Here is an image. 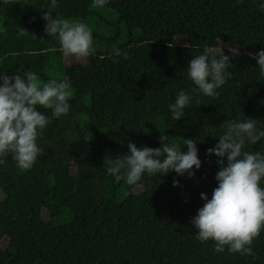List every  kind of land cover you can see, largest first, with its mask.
I'll use <instances>...</instances> for the list:
<instances>
[{"label":"trees","instance_id":"1","mask_svg":"<svg viewBox=\"0 0 264 264\" xmlns=\"http://www.w3.org/2000/svg\"><path fill=\"white\" fill-rule=\"evenodd\" d=\"M50 2L0 0V29H6L0 30V73L31 69L41 84L67 76L73 92L69 114L53 119L39 141L46 154L28 171L11 158L0 165V264H264V230L255 255L245 256L216 252L190 223L205 203L200 194L211 199L218 186V158L207 149L222 123L251 117L264 129V80L257 61L243 58L245 50L264 49V0H110L104 7L57 0L53 16L93 30L96 53L81 64L82 80L44 31ZM20 28L35 37L21 36ZM174 32L184 44L174 41ZM218 41L226 55L239 50L231 78L216 98L191 93L188 61L202 54L204 43ZM181 90L191 93L193 107L174 121L169 105ZM161 135L177 147L196 140L202 166L195 177L145 174L130 187L106 171L109 160L128 153L129 142L158 148ZM246 150L264 152V141ZM24 222L28 244L21 249Z\"/></svg>","mask_w":264,"mask_h":264},{"label":"clouds","instance_id":"2","mask_svg":"<svg viewBox=\"0 0 264 264\" xmlns=\"http://www.w3.org/2000/svg\"><path fill=\"white\" fill-rule=\"evenodd\" d=\"M5 4H15L20 0H3ZM110 0H93L97 7L106 6ZM243 0H237L242 3ZM57 0H51L42 15L46 21L44 28L49 37L56 38L60 51L65 57L77 61L95 55L93 30L86 23H74L60 17L55 10ZM264 11V3L259 5ZM44 8V7H43ZM6 31V29H0ZM21 36H34L27 29L20 28ZM225 54L222 46H205L202 54L188 61L187 75L194 87L191 93L216 98L217 91L231 78V61L238 56L237 48H229ZM116 56L127 59V53L115 51ZM255 59L264 80V49L249 53ZM119 63V60H114ZM184 90L178 92L175 102L169 105L172 119L179 121L186 116V110L193 107V96ZM73 98L70 79L63 76L40 83L37 73L31 69L14 75L0 73V165L9 158L23 171L30 170L46 154L39 145L45 129L53 119L67 116ZM197 106L200 101L196 100ZM48 109L51 116L40 111ZM258 120L247 117L244 120H226L223 132L214 147L207 149L208 156L217 157L219 170L215 174L218 186L213 189L211 199L206 193L200 197L205 203L191 218L196 229V238L201 242L212 241L214 250L223 253L252 255L253 244L264 230V152L248 151L246 145H256L264 141V129L258 127ZM158 148H138L129 142L127 154L109 160L106 171L117 182L132 187L142 181L145 174L167 175L193 178L202 166L196 140L183 139V147L167 142V136L160 137ZM262 144V143H261ZM186 146V151L184 147ZM179 180L173 179V187ZM127 194V193H126Z\"/></svg>","mask_w":264,"mask_h":264},{"label":"rangeland","instance_id":"3","mask_svg":"<svg viewBox=\"0 0 264 264\" xmlns=\"http://www.w3.org/2000/svg\"><path fill=\"white\" fill-rule=\"evenodd\" d=\"M174 33H177L175 34L174 36V41L177 43V44H184L185 43V39L184 37L179 34L178 35V32H174ZM95 44V43H94ZM204 46H223L222 44V41H218V42H214V43H204L203 44ZM244 61L246 63H249L251 64L254 59H252L249 55V53H251L250 51L248 50H245L244 51ZM4 56V53L0 52V58ZM67 62H73L75 64V66L72 68V73L74 74V77L77 79V80H82L86 77V69L84 67L81 66V64H84L85 60H80V61H77L73 58H68L66 57L65 58ZM28 228H29V222H24L22 225H21V228H20V238H19V247L21 249H25L27 248V233H28Z\"/></svg>","mask_w":264,"mask_h":264}]
</instances>
